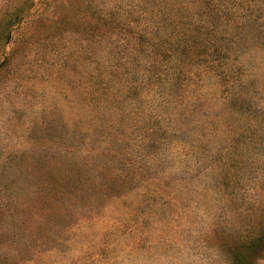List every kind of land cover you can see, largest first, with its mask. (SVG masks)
I'll list each match as a JSON object with an SVG mask.
<instances>
[{"label": "rangeland", "instance_id": "374dc122", "mask_svg": "<svg viewBox=\"0 0 264 264\" xmlns=\"http://www.w3.org/2000/svg\"><path fill=\"white\" fill-rule=\"evenodd\" d=\"M199 4L0 0V264H264V0Z\"/></svg>", "mask_w": 264, "mask_h": 264}, {"label": "trees", "instance_id": "16d2710c", "mask_svg": "<svg viewBox=\"0 0 264 264\" xmlns=\"http://www.w3.org/2000/svg\"><path fill=\"white\" fill-rule=\"evenodd\" d=\"M230 2H231V0H229ZM234 2V1H233ZM212 3V0H200V4H199V6H201V7H204V6H206V4H211ZM223 6V5H222ZM224 7V6H223ZM225 8V10H226V8L227 7H224Z\"/></svg>", "mask_w": 264, "mask_h": 264}]
</instances>
